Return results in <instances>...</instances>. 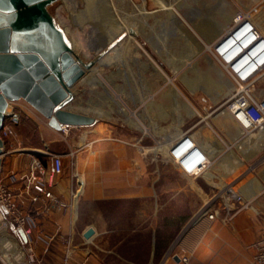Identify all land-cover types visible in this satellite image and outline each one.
<instances>
[{
  "label": "crops",
  "instance_id": "1",
  "mask_svg": "<svg viewBox=\"0 0 264 264\" xmlns=\"http://www.w3.org/2000/svg\"><path fill=\"white\" fill-rule=\"evenodd\" d=\"M253 18L264 33V6ZM11 110L19 115L20 148L4 145L0 183L23 200L22 212L35 220L22 240L27 255L43 264H63L67 254V264H107L102 256L115 253L116 264H138L136 257L123 255L124 246L139 240L129 237H147L144 264H183L182 256L188 264H255L253 242L264 227V125L236 147L232 131L219 134L202 123L192 134L210 163L188 175L154 148L121 136L96 137L87 125L55 129L22 98L9 102L7 115ZM34 137L39 142L32 143ZM53 153L63 160L62 172L49 184L65 203L60 207L50 206L42 194L32 200L31 183L26 192L33 158L43 156L46 166ZM228 184L248 203L230 216L219 196ZM128 202L135 204L131 214L125 213ZM90 226L95 232L87 239L83 232Z\"/></svg>",
  "mask_w": 264,
  "mask_h": 264
},
{
  "label": "rangeland",
  "instance_id": "2",
  "mask_svg": "<svg viewBox=\"0 0 264 264\" xmlns=\"http://www.w3.org/2000/svg\"><path fill=\"white\" fill-rule=\"evenodd\" d=\"M263 6L264 0H54L50 13L65 30L73 52L83 62L93 60L71 87L70 104L96 116L95 123L85 126L95 128L96 137L110 133L143 149L152 147L165 163L171 162L168 141L182 131L198 130L205 122L219 134L232 131L236 147H241L249 132L225 110L236 92L233 85L229 90L223 87L231 77L214 52L199 47L204 36L209 39L206 26L214 16L223 22L227 12L235 17L249 11L254 17L253 10ZM256 84H264V73ZM192 109L196 111L190 113ZM19 142L15 127V135L5 138L4 145L20 148ZM31 142L39 141L34 137ZM42 157L38 159L44 162ZM223 194L224 188L219 191L224 206ZM134 207L126 203L125 213L131 214ZM4 238L22 254L11 246L5 248ZM129 238L139 240L124 246L135 250H124L123 255L144 264L147 237ZM25 247L14 219L0 209V264L20 262L27 255ZM115 256L107 253L102 258L116 264Z\"/></svg>",
  "mask_w": 264,
  "mask_h": 264
},
{
  "label": "water",
  "instance_id": "3",
  "mask_svg": "<svg viewBox=\"0 0 264 264\" xmlns=\"http://www.w3.org/2000/svg\"><path fill=\"white\" fill-rule=\"evenodd\" d=\"M53 1L0 0V130L9 102L20 98L55 129L97 121L94 114L68 108L73 99L71 87L93 60L83 62L73 52L65 30L50 13ZM3 147L0 136V164ZM16 230L26 241L23 229ZM94 232L90 226L83 236L88 239Z\"/></svg>",
  "mask_w": 264,
  "mask_h": 264
},
{
  "label": "built area",
  "instance_id": "4",
  "mask_svg": "<svg viewBox=\"0 0 264 264\" xmlns=\"http://www.w3.org/2000/svg\"><path fill=\"white\" fill-rule=\"evenodd\" d=\"M253 11L257 12V9ZM244 25L248 27L247 31L250 33L249 42H253L251 46L233 61L226 60L225 55L221 54H216V57L231 77V83L236 91L232 99L227 102L225 110L231 119L238 122L242 129L250 133L252 130L259 129L264 125V84L262 86L256 84L261 74L264 73V63L260 64L259 67H254L255 63L253 60L248 62L243 58L248 57V52L255 49L258 51V57L264 60V33L261 31L259 25L255 24L253 16L249 11L239 12L234 17L235 27L233 33ZM237 45L239 44L237 43ZM254 91H258L260 93L259 96L254 94L256 93ZM18 120V113L11 110L0 130V136L3 140L15 135V125ZM166 152L168 159L181 172L188 175L200 173L210 163L206 149L189 130L182 131L172 137L167 143ZM62 170L63 160L60 154H50L49 163L46 166L35 156L31 162V171L27 178L28 184L26 185V192L30 191V183L34 187L35 193L31 196L32 200L36 201L39 195L42 194L49 200L50 206H65V203L54 196L49 188L50 181L57 174L61 173ZM223 201L228 216L248 205L242 193L230 184L224 187ZM234 201L238 202V205L231 208L230 202L234 203ZM22 202V199L16 197V193L0 183V209L2 213L3 208H5L6 212L4 213L14 219L16 228L21 227L27 235L32 227L35 226V220L30 215L22 212L20 207V203ZM253 247V262L255 264H264V227L260 235L253 242ZM67 256L68 254L65 255L63 264L68 263ZM180 260L183 264H188L187 256H182ZM15 264L43 263L31 255H26L20 262Z\"/></svg>",
  "mask_w": 264,
  "mask_h": 264
},
{
  "label": "bare ground",
  "instance_id": "5",
  "mask_svg": "<svg viewBox=\"0 0 264 264\" xmlns=\"http://www.w3.org/2000/svg\"><path fill=\"white\" fill-rule=\"evenodd\" d=\"M220 4L223 6L222 3H220ZM221 12H222V14H225L223 11H221ZM213 13H215V12H213ZM228 13L229 12H227V15L225 16V19L226 20H224L223 22H221L219 19H216V17L213 15L214 17L212 18V23L210 24V26H206L207 27V30L206 31H207V34L209 36V39L207 40V38H206L207 36L206 37L204 36V40H202L204 45L203 46L200 45L201 47H199V49L202 48V51H204L205 49H209L212 52H214L215 54L225 55L226 60L233 61L238 56H240L241 54H243V52H245L251 46V44L253 42H249V40H250V33H249V31H247V28H248L247 25H244L243 27L239 28L235 33H233V30H234V27H235L234 26V17L233 16L235 14H232V13H229L228 14ZM253 20L255 22V19H253ZM207 22H209V21H207ZM205 25H207V24H205ZM237 43L240 46L237 45ZM218 44H219V46L217 47ZM236 45H237V47H236ZM231 49L232 50L234 49V50L232 51ZM250 51L248 52V57L246 56L243 59H246V61H248V62H250L251 60H253L254 63H255L254 67H259L260 64L264 63V60L262 58L258 57V54H257L258 51L257 50L252 49ZM207 60H208V58H207ZM210 61L208 62L209 63L208 65H210V67L214 68L215 66L213 65V62H210ZM224 85L225 86H223V84L222 85L219 84L218 85V89L222 90L223 87H225V89H228L229 90L232 87V83L231 82H226ZM187 108H190L191 109L192 107H191V105H190V107L187 105ZM195 111H196V109L195 110L192 109L190 111V113H193ZM81 183H82V179H81ZM3 240H4V243L3 242L2 243H3L4 247L5 246L10 247L11 246L13 248H16V250H18L17 252H18L19 255L22 254V250L19 249V247H16V244L15 243H11L10 241L6 240L5 238ZM7 247H5V248H7Z\"/></svg>",
  "mask_w": 264,
  "mask_h": 264
}]
</instances>
